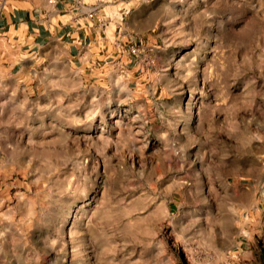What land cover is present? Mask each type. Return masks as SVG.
<instances>
[{"label": "rangeland", "instance_id": "rangeland-1", "mask_svg": "<svg viewBox=\"0 0 264 264\" xmlns=\"http://www.w3.org/2000/svg\"><path fill=\"white\" fill-rule=\"evenodd\" d=\"M118 4L92 65L0 39V264H264V0Z\"/></svg>", "mask_w": 264, "mask_h": 264}, {"label": "crops", "instance_id": "crops-1", "mask_svg": "<svg viewBox=\"0 0 264 264\" xmlns=\"http://www.w3.org/2000/svg\"><path fill=\"white\" fill-rule=\"evenodd\" d=\"M118 2L122 4V0L12 1L17 6L0 12V39L27 47L31 55L64 48L73 61L92 65L101 59L100 53L114 50L115 31L124 27L112 19ZM102 16L108 20L106 31L100 30Z\"/></svg>", "mask_w": 264, "mask_h": 264}, {"label": "built area", "instance_id": "built-area-1", "mask_svg": "<svg viewBox=\"0 0 264 264\" xmlns=\"http://www.w3.org/2000/svg\"><path fill=\"white\" fill-rule=\"evenodd\" d=\"M134 52V51H133Z\"/></svg>", "mask_w": 264, "mask_h": 264}]
</instances>
